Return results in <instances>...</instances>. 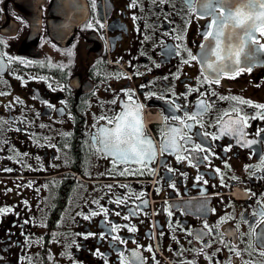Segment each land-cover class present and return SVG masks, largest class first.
Wrapping results in <instances>:
<instances>
[{"label":"flooded vegetation","instance_id":"flooded-vegetation-1","mask_svg":"<svg viewBox=\"0 0 264 264\" xmlns=\"http://www.w3.org/2000/svg\"><path fill=\"white\" fill-rule=\"evenodd\" d=\"M130 3L0 0V40L6 42L0 52L31 62L5 59L0 68V91L5 93L0 96V206L12 209L0 213V264H121V252L126 264H141L133 261L132 252L143 257L142 264H262L264 257L249 245L260 243L251 235L253 229L264 232L252 215L260 210L257 201L264 203V171L256 170L264 159V135H254L264 128V120L249 119L244 128L243 139H255V145L220 135L204 142L215 151L210 161H180L177 151H164L158 130L165 126L167 113L161 108L167 105L157 97H179L178 103H187L189 113L196 111L201 99L215 101L204 115L206 125L233 106L242 109L241 115L259 112L219 97L264 103V54L251 73L209 85L201 64L182 63L188 58L183 48L180 56L168 55L169 48L181 43L199 57L201 33L210 19L199 17V5L193 13L186 0L158 7L151 0H136V7ZM88 23L92 28L86 27ZM69 51L71 56L66 55ZM189 87L194 90L189 92ZM126 89L145 105L143 124L155 146L156 155L141 169L143 175L120 176L126 166L114 167L93 140L102 125L108 126L97 117L122 111ZM205 91L209 95L202 97ZM149 92L155 96L146 98ZM237 118L234 112L223 116L225 123ZM197 129L199 125L193 132ZM206 130L219 134V125ZM64 133L70 134L67 144ZM228 146L231 150L225 152ZM242 194L245 198L235 197ZM117 197L123 203H114ZM100 206L109 210L107 215ZM89 209L98 214L85 220ZM132 209L136 216L130 215ZM25 219L28 225H22ZM205 224L214 229L210 235ZM88 232L95 236L77 235ZM201 232L205 236L200 237ZM227 232L235 235L220 243V234ZM229 240L241 256L229 251ZM25 241L30 243L22 248Z\"/></svg>","mask_w":264,"mask_h":264},{"label":"snow or ice","instance_id":"snow-or-ice-1","mask_svg":"<svg viewBox=\"0 0 264 264\" xmlns=\"http://www.w3.org/2000/svg\"><path fill=\"white\" fill-rule=\"evenodd\" d=\"M95 4V0H92ZM171 0H151L152 5L160 6L170 3ZM189 5L190 11L193 13L197 12V5H199V17L210 18L209 23L205 26L204 31L201 33L203 41L198 45L200 49L199 57L194 55L191 50L183 47L181 43H177L173 48L168 49V55L180 56L181 49L187 54V59H184L182 63L188 64L190 61L197 62L203 66L205 75L204 82L211 84H220L221 79L224 77L234 79L242 73H251L252 65L258 62L261 58L260 54H264V43L261 42L264 38V0H186ZM130 6L136 7V0H131ZM3 9H0L2 12ZM15 18L24 23L23 18L17 15L15 12L12 13ZM137 17H133L136 19ZM97 24L102 28L103 24L97 21ZM87 28H92L90 23L86 24ZM258 34V35H257ZM177 41L182 40V36H175ZM6 42L0 40V46H3ZM67 56H71L72 53L69 51L66 53ZM5 59L8 63H13L15 60H19L18 57H12L11 55L0 52V68L4 66ZM19 63L26 64L31 63L30 61L19 60ZM43 66V65H42ZM56 67L63 68V65H57ZM134 67V66H133ZM159 67V65H157ZM137 75V73H133ZM167 79V77H165ZM141 87H144L143 85ZM55 90V89H54ZM61 90H66L63 87ZM194 89L188 88L191 92ZM127 96L126 101H122L123 110L112 116L101 115L97 117V122L104 121L107 127L101 126L96 134L93 136V140L99 145L100 151H102L107 157H111V163L114 167L119 165H125L120 172V176L127 175H143L142 168L153 161L156 152L154 143L150 136L147 135L146 129L143 124V109L145 105L137 102L133 97L135 93L131 90H122ZM198 91V89H196ZM5 95L4 92L0 91V96ZM202 97L209 95L207 91L201 92ZM215 92H211L210 96H215ZM155 96L154 93L149 92L146 98ZM187 99L186 95L184 96ZM157 99L164 101L167 105L166 109L161 108V111H166L165 115V126L160 128L158 131L161 133V139L163 141L164 151L169 150L177 151V159L184 161L185 159L190 162L193 160L204 162L210 161V157L215 155V151L211 148V145L204 146L205 140L216 141L220 138V135H231L237 139H241L243 144L255 145L257 141L255 139L248 141L243 139L245 136L244 128L248 125L249 119L264 120V103L253 104L252 101L240 98L238 96L231 97H219L221 100L234 101L238 105L250 106L253 109H260L259 112L254 114L245 113L241 115L242 109L240 107L233 106L231 111H224L223 115H218L216 121L209 120L207 125L204 121V115L209 113L210 108L215 103L212 101L210 104L207 100L201 99L195 105L196 111L189 113L187 111V103L181 105L177 100L168 99L166 94H162ZM62 103H67L62 102ZM117 99L114 97L112 104H116ZM49 108L53 105L49 104ZM183 109V114L178 115ZM57 111H64V109H57ZM219 113V109L216 110ZM236 113L237 119H229L226 123L223 120V116H231L232 113ZM192 121L193 123H188ZM216 123L219 125V134L209 132L206 129L212 127ZM199 125V129L193 132L194 126ZM22 130V129H21ZM65 137V143L69 133L63 134ZM254 135H264V128H261ZM194 137L199 138V143L194 142ZM182 142V143H180ZM223 150L228 152L231 150L230 146L224 147ZM181 153H189L190 155L185 156ZM203 154V155H201ZM23 156H27V153H23ZM39 159V157H37ZM130 165H139L140 168H132ZM50 167H58V165H49ZM6 171H12V169H5ZM259 171H264V159L261 160L260 165L257 166ZM153 174H154V170ZM172 172L173 169H168ZM216 173H220L219 168H215ZM199 179V178H198ZM206 184L207 181L205 180ZM234 187V185H233ZM109 191H112L113 186H107ZM250 191V190H249ZM256 196V193H252ZM27 203V201H25ZM91 203L99 206L98 200H93ZM114 203H123L120 197H117ZM260 210L253 212V217L257 219L258 226H264V203L257 201ZM143 207H147V203L142 201ZM204 205H201L203 210ZM12 209L7 206H0V213H9ZM99 211L105 215L108 214V209L102 206L99 207ZM98 213L92 209H89L88 214H84L83 218L88 220L91 216H96ZM120 213H116L119 215ZM172 213L170 212L169 215ZM81 215V213H77ZM131 216L137 215V210L132 209ZM128 217H125L127 219ZM243 218V214H242ZM246 223H250L245 219ZM30 221L25 219L22 221V225H28ZM117 226L112 225V231H116ZM207 229V234L210 235L214 229L209 228L207 224L204 225ZM131 231L135 232L136 229L132 228ZM77 235L88 238L95 236L94 233H78ZM163 235V233H162ZM188 235H192L188 232ZM235 234L232 232L220 234V243H225L223 237H232ZM255 240H259V244H250L249 247L254 251L259 250V255L264 257V232H259L253 229L251 234ZM200 237L205 236L204 232L199 234ZM113 240H118L120 243H126V241L120 240L118 236H114ZM29 241H25L21 247L29 244ZM232 241L229 240L226 244L231 251L237 257L241 256V251L236 247L231 246ZM205 246H208L207 244ZM152 251L151 248L148 249ZM194 251V250H193ZM100 255L99 252L96 253ZM123 253H120L121 264H126L123 259ZM133 261L143 262V257L138 252L131 253ZM19 259V258H18ZM31 264V262H29ZM157 264L159 262L157 261ZM191 264V262H189ZM215 264V262H213ZM244 264H252V261H245ZM264 264V262H262Z\"/></svg>","mask_w":264,"mask_h":264},{"label":"rangeland","instance_id":"rangeland-1","mask_svg":"<svg viewBox=\"0 0 264 264\" xmlns=\"http://www.w3.org/2000/svg\"><path fill=\"white\" fill-rule=\"evenodd\" d=\"M237 196H240V197H242V195H237Z\"/></svg>","mask_w":264,"mask_h":264},{"label":"water","instance_id":"water-1","mask_svg":"<svg viewBox=\"0 0 264 264\" xmlns=\"http://www.w3.org/2000/svg\"><path fill=\"white\" fill-rule=\"evenodd\" d=\"M155 148V147H154Z\"/></svg>","mask_w":264,"mask_h":264}]
</instances>
